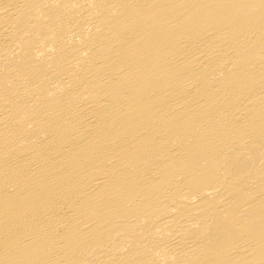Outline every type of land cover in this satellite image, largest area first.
<instances>
[{
  "label": "bare ground",
  "instance_id": "bare-ground-1",
  "mask_svg": "<svg viewBox=\"0 0 264 264\" xmlns=\"http://www.w3.org/2000/svg\"><path fill=\"white\" fill-rule=\"evenodd\" d=\"M0 264H264V0H0Z\"/></svg>",
  "mask_w": 264,
  "mask_h": 264
}]
</instances>
